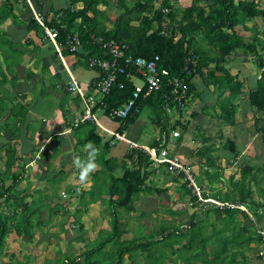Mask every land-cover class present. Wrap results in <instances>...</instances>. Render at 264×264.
<instances>
[{"label": "trees", "instance_id": "16d2710c", "mask_svg": "<svg viewBox=\"0 0 264 264\" xmlns=\"http://www.w3.org/2000/svg\"><path fill=\"white\" fill-rule=\"evenodd\" d=\"M28 1L31 6L28 5L27 0H0L1 116L9 113L10 119L18 120L27 117L26 108L19 102L15 104V98L8 97L5 90L7 85L13 87L21 80V75L18 74L19 69L22 68L21 60H17V58L22 59L24 55H29L39 59L40 53V48L33 45L30 39H26L22 45L14 43V33L11 32V29L3 30L5 22L10 20L11 27L19 28L23 32L22 35L33 33L40 41L46 39L44 28L56 31V42L63 48L62 57L74 56L77 58L78 65H84L98 73V77L94 79L93 83L101 79L103 74L96 66L90 67L88 62L90 60H109L106 51L96 44L95 39L98 38L114 41L125 47L126 50H123L125 58H140L145 62L155 64L161 85L160 90L146 99L139 98L136 101V105L140 108L139 113L120 122V132L127 130L143 110L149 109L151 112L150 122L155 126H160L163 122V131L169 133V129L166 130V126L169 124L168 115H171L175 110L181 112L183 109L178 107L177 102H174V98L170 95L173 87L169 86V81H183L187 85L186 99H189L195 89L191 81L196 76L211 83L220 91L218 99H221L224 93H228L219 119L225 125L232 126L235 123L234 113L237 109L232 101L241 95L242 84L237 80V77L229 74L224 65L233 52L251 53L253 64L260 74L255 82V89L248 94L247 104L254 110V126L257 127L255 131L264 144V119L259 118L258 120L257 118L264 115V52L258 53L256 38H244L236 30L239 26L241 29H245L246 23L252 22L254 19L261 21L264 19L262 4L264 0L260 4L255 0H192L182 12L174 10L172 0H162L160 3L159 0H136L132 7L126 6V0H117L120 13L114 21H111V27L107 26L109 20L106 10H99V7L107 8L105 0H66L67 5L57 10L52 6L45 8L43 1L47 0ZM201 3H205L206 6L203 7ZM157 4H159L158 7ZM78 5L81 6L78 7ZM35 14L40 18L42 25L36 20ZM70 41L79 43L76 52L69 51ZM29 46L31 49L27 50ZM39 61L42 63L41 59L36 61L35 68H38ZM210 65H212L211 68ZM44 68L43 65L39 68L40 75L44 73ZM128 71L127 69L125 75L117 77V83L114 84L110 92L100 98L99 103L92 108L93 113L97 109H101L107 116L109 112L121 108L132 98L135 86L138 85V82L143 84L146 79L137 75L135 70L129 73ZM203 71L206 72L203 73ZM22 74L23 78L27 80H33L36 76L28 69L22 70ZM217 74L221 76H217ZM42 77H40L38 85L45 82ZM119 85H122L121 89L118 88ZM145 89L146 86H143L142 90L145 91ZM32 93L36 97L41 96L40 91L33 90ZM192 118L195 119L196 115L192 114ZM178 124L176 123V125ZM172 127L175 128V126ZM12 141L14 140L8 142L9 146L6 149L2 148L4 152L1 157L5 164V170L0 172V260L3 258L2 256L6 255L3 252L7 246V238H14L12 241L19 237L31 239L34 227H43L45 224L34 223V218L38 216L45 204H42L41 207L37 202L27 204L21 197L22 192L16 191L21 182V173H14L11 170L16 157V147L12 145ZM89 142L98 149L102 139L91 129L83 145H87ZM108 147L109 144L106 141L104 150ZM160 147L165 148V145L162 142H154L150 146V148ZM210 147L206 149V146H203L202 149L194 152V156L205 161L206 170L204 172H211L206 174L205 187L202 186L204 181L196 176L197 183L209 192V199L239 208L220 209L209 203L198 204L186 184L180 183L179 192L182 193V197L188 198L193 203L192 208L199 212L198 214L195 212L189 217L190 222L187 226L185 225V228L184 225H179V229H175L172 233L169 232V227L160 228L159 232L149 234L151 240L140 241V243L138 239L130 242L121 241L123 232L120 231L115 210L120 209L126 213L134 211L133 199L141 193L152 191L151 187L148 189L149 187L146 185L150 162L144 154L138 151H129L125 159L128 165H132L131 168L126 166L123 175L115 177L113 172L118 167L117 162L106 161L105 164L112 166V170L109 171L112 175L108 178V185H103L98 189L99 193L104 189L102 195L109 197L110 202L107 205L114 209L111 214L110 231L104 237L101 234L91 245H87L82 258L79 256L72 259L60 255L57 263L106 264V261H109L108 264H122V259L127 254L129 258L130 256L132 258V255L138 251L147 254L160 243H165L163 248L167 250L174 244L170 243L171 240H179L185 254L182 258L189 264L191 259L197 260L202 253H209L206 251L209 241L211 239L216 241V225L220 226L219 230L223 233L232 227L236 231L234 236L231 234L230 237H224L222 247L215 251L223 255L224 262L222 264L235 263L236 256L238 254L244 256L246 248L251 243H255L259 251V246L264 244L262 237L257 234L258 229L264 230L260 226L264 221V182L259 178L257 180L256 177H252L253 169L245 163L239 170V179L235 182L231 181L227 191L221 194L220 188L215 186L217 183H221V172L219 173L220 169L215 163L217 158L207 154L210 152H206L208 149L213 150ZM223 148L229 154L227 160L238 157L239 152L231 140H227ZM180 179L182 176L176 177V181H180ZM8 181L10 185L6 186ZM252 187H256L255 190ZM254 191L258 196V201L253 197ZM160 192L161 190L156 189V193ZM114 198L115 200H112ZM240 207L247 209L249 214L241 210ZM201 209L205 210L204 217L200 216ZM57 210L60 209L57 208ZM52 215L57 214L52 212L50 218ZM70 224L71 221L67 220L66 231L71 232ZM77 231L80 232L81 228ZM74 232L73 230L71 233ZM74 239L75 237H73ZM108 246H113L115 250L111 251L109 257H106L104 249ZM199 250L202 252L199 253ZM232 250L233 254L228 256V252ZM189 251L192 256L188 258ZM150 254L146 256L148 262L150 258L153 259L150 264H159L163 259H166L163 257L160 260V257L163 256L160 250L155 251V256L153 255L155 259ZM9 257L12 258L13 255L9 254ZM219 259L220 255L213 256L210 258V264ZM20 264L27 263L21 262ZM202 264H206L205 259L202 260Z\"/></svg>", "mask_w": 264, "mask_h": 264}, {"label": "crops", "instance_id": "0c3cea01", "mask_svg": "<svg viewBox=\"0 0 264 264\" xmlns=\"http://www.w3.org/2000/svg\"><path fill=\"white\" fill-rule=\"evenodd\" d=\"M27 2L31 6V3L28 0ZM43 4L45 8L52 6L55 10L61 9L67 5L66 0H47L43 1ZM80 6L81 5H78V7ZM9 25V29H11V32L14 33V40L18 39L23 42L26 39H30L32 40L33 45L40 48L39 59H41L42 63L39 61L40 64L38 65V68H35L34 63L39 60L37 57L24 55L22 59L17 58V60L21 61L25 57H27L28 60L31 58L33 62L30 71L34 72L36 76L33 80L24 79L21 71L26 68L24 69V66H21L20 64L22 68L19 69L18 74L21 75H19L21 80L13 85V87L8 85L5 90L8 97L11 96L13 99L15 98V104L19 102L21 106L26 108L27 117L23 119L19 118L18 120L10 119L9 113H6L3 116L0 115V155L4 152L2 148L6 149L9 146L8 142H10V140H14L12 141V145L16 147V157L11 170L14 173H21V182L19 186L22 185V183L24 184L22 186L23 189L19 191L22 192L21 197H31L33 199L32 203L37 202L40 207L42 204H45V207L42 210L46 211L48 221H50L52 217L56 216L52 215L50 218V214L52 212L57 215H63L65 211L68 212V207L70 206L69 202L73 199L75 201L73 205L74 209L71 210H74V212L69 214L67 213V219L71 221V232L73 230L76 232L77 229L80 230L81 228V231H77V233L83 234V232L86 231L81 220L89 217V214L94 212L96 214L97 211L104 206L108 211L109 218H111L112 221L111 214L114 212V209L113 207H110V209L107 205L108 202H110L109 197L102 195L104 189L100 192L101 194L98 189L100 187L102 188L103 185L107 186L109 182L108 178L112 175L109 172L112 170V166L110 167L105 164L106 161L117 162L118 167H116L113 172L115 177H121L126 166L131 168L132 165H128V163H126L127 160L125 159L129 153L127 144L119 142L104 150L105 140L109 137L108 134L119 131L120 126L117 122L110 120L101 109H97L95 112L98 119L97 126H93L90 123H79L85 109V99L80 96L70 94L68 91V84L72 78L76 80L79 88L83 91L84 97H87L92 93L91 87L94 84V79L98 77V73L84 65H78L77 58L74 56H70L68 58L62 56L60 57L56 53L54 45L51 42H48V40L45 39V42L40 41L33 33L17 35L16 31H18L19 28H15L14 30V28L11 27L12 24ZM259 44L260 42L258 41V49L260 48ZM249 57L251 61H249ZM42 65L45 66V71L40 75L39 68ZM211 67L212 65H210V68ZM224 67L231 76L237 77V80L242 84L241 95L232 101L233 105L237 108L234 113L235 123L232 126L225 125L219 119V114L222 109L221 105L223 103L219 101L220 99H218L221 94L220 91L211 83H207L201 77L196 76L191 81V84L195 89L190 95L186 106H184L181 112L175 110L171 115H168L169 124L166 126V130L169 129V133L164 132L165 130L163 131V122H161L160 126H155L150 122L151 126L148 128L147 122L140 118V115L128 126L127 130H123L126 132L127 138L131 142L138 145H141V139L143 137L146 138L147 140L145 141V144L141 146L150 147L154 142H162V144L165 145V148L168 149L170 155L182 160L184 164L193 170L197 177L202 178L204 181L202 186L204 187L206 185V174L211 172H204L206 170L205 161L194 156V152L198 149H202L203 146H206V149L211 146L210 148L213 150L208 149L206 152H210L207 154L217 158L215 163L220 169L219 173L221 172V183H217L215 186L220 188L221 194H224L227 191L226 189L230 187L231 181L235 182L239 179H237L236 175L226 176L233 162H229V164L226 163L225 167H223V164L221 163V160H227V158H229V154L227 153V156L225 154L226 151H224L223 148L227 140L231 139L238 152L241 151V148H243L244 145L245 149H248L252 145L256 154L264 151V144L261 142L255 131L257 127L254 126V110L247 104L248 94L250 91L255 89V82L257 77L259 78L260 74L259 70L256 72V66L253 64V56L251 53H245L242 51L233 52L226 60ZM205 72L206 71H203V73ZM41 76H43L42 79L45 82L38 85L37 83H39L38 81ZM217 76L221 75L217 74ZM33 90L36 92L40 91L41 96L36 97V95L32 93ZM227 96L228 93H224L221 98L224 99ZM97 99L100 101V98ZM201 99L203 101H201ZM216 100L218 101L215 102ZM188 105L190 107H188ZM192 106H194L193 109H191ZM145 110L150 111L148 109ZM192 114L196 115L195 119L192 118ZM150 118L151 115L147 119L151 120ZM257 118L258 120L259 118L262 120L264 119L262 116ZM176 123L179 124L176 125ZM172 126H175V128ZM146 128L147 130L149 129V132H151L150 130H153V132L150 134L146 133ZM91 129L94 130L95 134L102 139V143L98 147L99 156L96 160L97 167L87 177L86 182L81 184L79 180V169L75 166L74 160L76 158H80L81 160L87 158V149L83 144L88 138ZM235 129L237 131L235 132V135H233V131H235ZM174 132L178 133L179 137L174 138ZM228 133L230 134V137H228ZM235 136H237V138ZM242 138L245 140L243 141ZM245 141L247 142L245 143ZM222 154H225V156H222ZM230 160L231 159H229V161ZM4 170L5 164L0 157V172ZM117 170H119V175H117ZM148 174L149 176L146 178V185L149 187L148 189L151 187L152 191H147L145 193L146 196L143 198L140 195L133 199L135 208L134 211L128 213L125 211L115 212L117 220L119 221L120 231L123 232V234L126 231L124 230V226L121 225L124 217L126 220L128 219V222L133 221L134 217L138 218L140 221L141 217L133 214V212L136 211L139 214L140 212L143 214L146 212L149 213L146 209L141 208L147 204L149 198H152L149 197L150 195L148 194H151V196L156 195L160 199L159 196L161 195V192L156 193V191L152 188L161 189L164 187L167 191L169 189L170 194L168 195L174 197L173 200L171 199L172 201L176 199L174 202L182 203L185 201L188 204V198L181 199L176 190L181 183L178 180L176 181V176L169 175L165 173L163 168L155 166H150ZM171 178L174 179L173 182L171 181ZM41 188L42 190L56 189V191L60 190V192H64L67 195V198H64L67 209L65 210V206L64 208L63 206L54 208V202L51 207L50 204L52 200L56 201L57 195L50 198L48 195L42 193V190H39ZM253 197L256 201H258L257 194ZM152 199L157 203V208L158 206L160 208L164 206V203L161 202L160 204V200H157L156 198ZM112 200H115V198ZM164 201L166 204L167 201ZM57 208L60 210H57ZM241 210L245 209L242 208ZM187 211L185 213L183 212L185 219H188V216H191L195 212L198 214V210L195 209H191L188 213ZM157 213L158 212H153L152 214ZM204 213L205 210L201 209L200 216L204 217ZM175 214L181 216L179 213ZM185 215H187L188 218H186ZM150 217L147 216L146 219ZM210 217L213 218V216ZM151 218L154 219L155 217ZM239 220H241L240 217ZM111 221L109 224L110 227ZM189 222L190 220H186L182 224L179 222V225L187 226ZM152 223H155V221ZM45 225L46 224H44V226ZM110 227L107 230L104 229L103 232H109ZM133 227L135 228L134 234H136L138 233V229H142V224L138 223V225H136L133 223ZM67 231L68 233L66 234L71 233L69 230ZM153 231L154 230L151 228L150 232L153 233ZM159 231L160 230H158V232ZM8 242L9 239L7 238L6 244H8ZM92 243L93 242L88 245H91ZM252 244L254 245L255 243H251L250 245L252 246ZM250 245H248L247 249L251 247ZM110 248H113V246H108L104 249L105 255L108 254L110 256ZM217 248H219V245H217ZM247 251L244 256H241V261H235L233 264H259L257 253L255 255L256 259H254L253 257L251 258L246 256V253H248ZM136 255L137 253L132 256L131 261L135 259ZM72 257L76 256L74 255ZM124 257L127 256L125 255ZM163 263L166 264L168 262H166V259H163Z\"/></svg>", "mask_w": 264, "mask_h": 264}, {"label": "rangeland", "instance_id": "374dc122", "mask_svg": "<svg viewBox=\"0 0 264 264\" xmlns=\"http://www.w3.org/2000/svg\"><path fill=\"white\" fill-rule=\"evenodd\" d=\"M105 1L107 3V8L106 7H99V9L101 11L106 10L107 17L109 20L107 23V26L111 27V21H114L117 18L120 11L118 10V7H117V0H105ZM161 1L162 0H159V3ZM191 1L192 0H172L173 8H174V10L182 12L186 7H188V5L191 3ZM255 1L260 4V2L262 0H255ZM135 2H136V0H126L125 4L128 7H132L135 4ZM201 4L203 7L206 6L205 3H201ZM262 4H263V8H264V2L263 1H262ZM28 5L30 6L29 3H28ZM158 5L159 4H157V7H158ZM35 16L38 19H40L37 15H35ZM9 24H11L10 20L5 22V25L3 28L4 31L9 29V26H10ZM14 30H15V28H14ZM236 30L238 31V33L241 36H244L246 38H252V37L256 38L260 42V44H259L260 48L258 50L259 51L258 53L262 54L264 52V49H262V47L264 46V19L262 21L260 19H254L252 22L246 23L245 29L241 30V26H239L236 28ZM16 32H17L16 33L17 35L23 34V32L19 31V30ZM33 37H34V35H33ZM13 41L16 42L17 44L20 42L18 45H22L24 42V41L23 42L19 41L18 39L17 40L13 39ZM30 49H31V46L27 47V50H30ZM249 61H251L250 57H249ZM32 62H33V60H28L27 57H25L21 61L20 64H21V66H24V68L30 70L32 68ZM257 71L258 70L256 69V72ZM201 101H203V100L201 99ZM217 101L218 100H216L215 102H217ZM219 101L223 102L221 106L224 107L225 106V98L224 99L221 98ZM188 107H190V106L188 105ZM193 108H194V106H192L191 109H193ZM148 117H150V111L143 110L142 113L140 114V118H142L143 120H145V122H147V127L149 128L151 125H150V120L147 119ZM262 117H264V115H262ZM145 130H147V128ZM150 131L151 132H149V129H148L146 131V133L150 134L153 132V130H150ZM236 131H237L236 129H235V131H233L234 132L233 135H235ZM228 137H230V134ZM235 137L237 138V136H235ZM231 138H232V135H231ZM146 140L147 139L143 137L141 139V145L145 144ZM242 140L244 141L245 139L242 138ZM246 142L247 141H245V143ZM195 146H196V144H195ZM1 154L3 155V152ZM225 154L227 155V153H225ZM225 154H222V156H225ZM2 155H0V157H2ZM225 161H227V162H225ZM229 162H233V163H232L231 168L229 169V172H227L226 176L227 175L228 176H235L236 175L237 179H238L240 176L239 170L241 168V165H244L246 163L249 167H251L253 169L251 176L256 177L257 180L259 178L262 182H264V151L258 152L256 154L254 152L252 145L248 149H245V145H244V147L241 148V151L239 152V155L236 158V160L235 159H231L230 161L226 160V159L221 160L223 167L226 166V163L229 164ZM171 179H172L171 181L173 182L174 179L173 178H171ZM199 179L202 180V178H199ZM9 185H10L9 181L6 182V186H9ZM23 185L24 184L22 183V185L17 187L16 191L17 192L21 191L23 189V187H22ZM166 188H168V187H166ZM255 188L252 187L253 190H255ZM152 189H154L156 191V188H152ZM39 190L41 191L42 188ZM157 190H161V192H162L161 195L159 196L160 199L156 195H154V196H151V194H148V195H150L149 197L156 198L157 200H160L159 201L160 204L162 202V203H164V206H162L161 208L158 206V208H157V203L152 198H149L148 199L149 201H147V204H145L144 207H141L143 209H146V211H148L149 213L146 212L145 214H143L142 212H140V214H139L136 211L133 212V214L141 217L140 221L138 218L133 216L134 220L131 222H128V219L126 220V218L124 217V220H123V222H121V225L124 226V230H126V231L121 237L122 241L130 242L131 240L138 239V241L140 243V241L151 240L150 236H149V234H151V232H150L151 228H152V230H154L153 233L154 232L157 233L160 228L169 227L170 228L169 232L172 233L173 231H175V229H179V222H180V224H182L184 221L189 220L188 217H190V216L187 217V215H185L186 218H188V219H185V217L183 216V214L187 210H188L187 211V213H188L191 211V209H193L190 206L189 201H188V204L185 201L182 203L174 202L176 199L174 201H172L174 197H171V195H168V194H170L169 189L167 191V189H164V187H162L161 189H157ZM176 190H177L178 194L180 195V198H185L184 196L182 197V195H181L182 193L178 191L179 187H177ZM204 190L207 191L206 189H204ZM42 193H44L45 195H48V197H50V198L54 195H57L58 200H57V198H56V201L52 200V202L50 204L51 207H52L53 202H54V205H53L54 208H56L58 206H63V208H64V206H65V210L67 209L66 208L67 205L65 203V199L67 198V195L64 192H60V190L56 191V189L55 190L54 189H51V190L43 189ZM153 193H155V192H153ZM140 195L142 198L146 196L145 193H141ZM140 195H138V196H140ZM255 195H256V192L254 193L253 196H255ZM23 199L28 204L32 203V201H33V199L31 197H26V198L23 197ZM164 200L167 201L166 204H165ZM74 203H75V201L73 199H71L69 202L70 206L68 207V212L65 211L63 215L58 214V215L52 217V219L50 221H48V215H47L46 211L45 210L40 211L38 213V216L34 218V223L39 221V222L45 223L46 225L44 227H34L33 237L31 239L28 237L27 238L26 237H19V238H15V241H12L14 238L13 239L11 237L8 238L9 242H8V244H6L7 246L5 247L4 252H3V254H6V255L2 256L3 258H1L0 264H20L21 262H25L27 264H58L57 262L59 261L60 255L67 256L68 258H72V259H76L79 256H80V258H82V255L84 254L86 246L88 244H90L91 242H94V240H96L101 234H102V237H104L108 233V232L107 233L103 232V230L109 229V227H110L109 224H110L111 218H109L108 211L106 210V208L104 206V207L100 208L99 211L96 210L97 211L96 214L94 212L92 214H89V217L81 220V222L84 226V229L86 231V232H83V234L81 233L82 235L78 234L77 232L66 234V233H68V231H66V229H65V227L67 226L66 221L69 220V219H67V217H68L69 213L74 212V210L73 211L71 210V209H74V207H73ZM115 211L124 212L120 209H117ZM244 211H246L249 214L247 209H245ZM153 212H158V213L152 214ZM109 213H110V210H109ZM175 213H179V214H181V216L176 215ZM147 216H149V217L151 216V217H155V218L152 219L150 217L151 219L150 218L146 219ZM154 221H155V223H152ZM212 221H213V219H212ZM133 223L136 225H138V223L142 224V229L141 228L138 229V231H137L138 233H136V234H134L135 228L133 227ZM159 225H160V227H159ZM260 226H262L264 228V221H262V224H260ZM219 228H220V226L216 225V227H215V233H217V235L215 236L216 241H214V239H211L209 241L208 248L206 250L209 253H202L200 255V257L197 258V260H200L198 262L195 259L194 260L191 259L190 260L191 263L202 264V260L205 259V263L210 264V258H212L213 256H217V255H220V259L218 261H216L215 263H212V264H222L224 262V259L222 257L223 255H221L218 252H215L218 249L217 245H219V247H222L224 237H226V236L230 237L231 234H232V236H234L236 234V231H235V228L232 227L231 229H228L226 232L223 233V232H221V230H219ZM41 229H43V230H41ZM229 230H231V231H229ZM148 232H150V233L147 234ZM73 237H75L74 240H73ZM170 243H174V244L170 248H167V250L163 248L165 243H160L159 245H156L153 248V250L148 251L147 254L151 253L150 254L151 257H154L155 251L160 250L162 255H163L162 257H160V260L163 257H165L166 262H168L166 264H187L188 261L185 262L182 258L183 256H185L183 249H181L182 243L179 242V240H171ZM256 246H257L256 244H254V245L252 244V246L249 247V249L246 248L248 250L247 251L248 253H246L247 257H251V258L253 257L254 259H256V257H255L256 253H257V255L259 254L258 253V247H256ZM114 250H115L114 248H110V251H114ZM201 252L202 251L199 250V253H201ZM233 252H234L233 250L231 252H228V256H231L233 254ZM9 254H12L13 257L10 258ZM147 254L145 252L138 251L135 259L132 261H131V256H130V258H128V254H127L126 255L127 257H124L122 259V264H150V262L153 261V259L150 258V260L148 262L146 260ZM74 255L76 257H72ZM189 256L190 257L192 256V253L190 251H189L187 257L189 258ZM106 257H109V255L107 254ZM154 259H155V257H154ZM241 260H242V258L238 254L236 256V261L239 262ZM108 263H109V261H106V264H108ZM152 264H154V263H152ZM159 264H164L163 260Z\"/></svg>", "mask_w": 264, "mask_h": 264}, {"label": "built area", "instance_id": "2783aa9c", "mask_svg": "<svg viewBox=\"0 0 264 264\" xmlns=\"http://www.w3.org/2000/svg\"><path fill=\"white\" fill-rule=\"evenodd\" d=\"M36 15V14H35ZM36 20L42 25L40 19L35 16ZM45 37L54 45L56 53L61 57L62 56V47L59 46L56 42L57 32L54 30H50L44 28ZM96 44H98L104 51H106L109 60H90V67H97L103 77L96 81L92 87V93L84 97L83 91L79 88L76 80L72 78V80L68 84V91L70 94L80 96L86 100L85 109L83 111V115L80 124L90 123L93 126L98 125V119L96 114L92 112V108L96 103H98L97 98H102L107 95L111 88L117 83V77L119 75H125L127 69L128 73L133 70L136 71L137 75H140L142 78H145V82L141 84L138 82V85L135 86V91L133 93L132 98L121 108L113 110L109 112L107 117L115 122H118L120 126V122L125 121L129 116H134L139 113L140 108L136 105V101L139 98L146 99L150 95L155 92H158L161 88L160 80L158 79V71L153 63L145 62L140 58L132 59L131 57H124L123 50H126L125 47L118 45L114 41H106L102 38L95 39ZM79 43L77 41H70L68 44V48L70 52H76L78 49ZM123 62V64H120ZM132 74V73H131ZM143 86H146L145 91L142 90ZM169 86L173 87V90L170 92V95L174 98V102H177L178 107L184 108L188 99H186L187 94V85L183 81L174 80L173 82L169 81ZM119 89L122 88V85L118 86ZM108 138L106 139L109 146H113L116 143L124 142L127 144L128 151H138L144 154L151 166L161 167L165 171V173L172 176H182L180 179L181 183H185L186 186L191 190V195L194 199H196V203L198 204H212L217 208H239L230 204H221L215 202L212 199H209V192L202 189L197 183V178L193 170L183 163L182 160L178 159L175 156L170 155L167 148H150L148 146H141L136 143L131 142L127 138V134L125 131H116L108 134ZM173 137H179V134L174 132ZM190 206H193V203H190ZM240 209H242L240 207ZM186 226L184 225V228ZM257 234L262 237V241L264 243V230L258 229ZM259 264H264V244L259 246Z\"/></svg>", "mask_w": 264, "mask_h": 264}, {"label": "clouds", "instance_id": "9594fccd", "mask_svg": "<svg viewBox=\"0 0 264 264\" xmlns=\"http://www.w3.org/2000/svg\"><path fill=\"white\" fill-rule=\"evenodd\" d=\"M85 148L87 149V158L84 160H81L80 158H76L74 160L75 166L79 169V180L81 184L86 182L87 177L97 167L96 160H97V157L99 156V149H97L93 143L89 142L87 145H85ZM119 174H120L119 170H117V175ZM258 262H259V258H258Z\"/></svg>", "mask_w": 264, "mask_h": 264}]
</instances>
